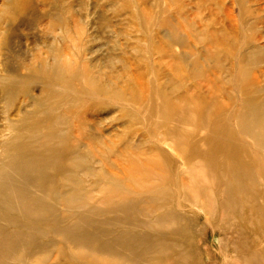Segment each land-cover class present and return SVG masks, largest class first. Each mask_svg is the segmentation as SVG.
Segmentation results:
<instances>
[{"label":"rangeland","instance_id":"rangeland-1","mask_svg":"<svg viewBox=\"0 0 264 264\" xmlns=\"http://www.w3.org/2000/svg\"><path fill=\"white\" fill-rule=\"evenodd\" d=\"M29 7L16 12L18 36L9 67L30 74L43 62L46 43L61 44L59 63L63 70L71 63L73 89L62 88L68 75L52 79L56 88L45 104L57 109L63 124L49 131L51 121L43 114L45 121L24 137L27 149L40 150L53 162L46 165L44 156V163L27 172L16 169L13 176L25 196L43 202L38 224L45 228L23 217L0 219L2 238L35 239L29 243L34 247L14 249L16 255L1 252V263L253 264L248 253L264 247V149L239 134L235 116L244 85L251 92L264 89V0H31ZM35 81L29 82V95L41 97L50 81ZM177 88L194 98L178 101ZM22 92L11 112L32 109V98ZM3 109L0 99V166L12 154L1 151L4 141L18 136L21 144L24 134L5 129ZM217 142L224 148L214 150ZM232 142L241 147L234 156L251 161L263 184L255 203L240 196L235 206L223 205L220 166L233 156L225 149ZM194 148L214 153L198 159ZM72 151L78 161L67 159ZM20 152L23 158L25 151ZM257 205L261 212L254 210ZM48 221L54 233L69 231L66 238L76 234L75 239L55 235Z\"/></svg>","mask_w":264,"mask_h":264},{"label":"bare ground","instance_id":"bare-ground-1","mask_svg":"<svg viewBox=\"0 0 264 264\" xmlns=\"http://www.w3.org/2000/svg\"><path fill=\"white\" fill-rule=\"evenodd\" d=\"M196 1V0H195ZM1 3V2H0ZM30 3L31 0H3L1 7H0V52H1V56H2V60H0V66L3 67L2 72H0V99L2 101V103L4 104V109L2 110L5 116V120H6V130L10 131H21L24 134H22L23 136V143L21 144H17L16 142L19 140V137H9L7 138L3 145L1 146L2 148V152L3 154H5V152L7 153H11V158H9V160H6V163L3 166H0V219H4L3 217L7 218L9 216L11 217H16L17 219H19L18 217H23L25 220L32 221V223L37 222L35 224L36 228L39 226L40 228L44 227L45 228V223L43 224V226H41L42 224H38L40 223V219L41 216H39L38 214L41 215V213H39L41 210L44 212V207L41 208V204H43V202L39 201V199L34 200V199H30L28 196H25L26 194H24L27 191H24L25 189L23 187L20 186V181L16 180L15 177L17 174L16 169H20L22 170V172L29 167H32L35 165H37L36 163H40L42 161V163H44L43 158L44 156L46 157V155H44V153L40 150H32V149H27L26 148V144H25V134L31 133L34 129H35V125L37 123H42L43 121H45L43 118V114H46L47 118L50 119L51 124H49V127L46 128L49 131L54 130V127L59 124L62 125L63 123V117L59 116L57 114V109L55 107H53L52 105L49 104H45V99L44 98H48V95L52 92L53 90L56 88L54 85V83L51 81L52 79H59L60 76H62L63 74L68 75V79L63 83L62 88L63 89H73V85H71L72 82V77H74L73 74V69L71 66V63L68 61L65 66L66 69L63 70L62 69V64L59 63V57H60V53L62 52L61 50V44L60 46H56L53 47L51 46L52 43H46L45 48L46 51L45 56L43 57V62L35 69L32 70L27 74H21V73H16L15 71L11 70V68L9 67L10 64V58H9V53L12 50V43L14 38L16 39V32L18 28H14L13 24L16 21V12H20V11H27L30 7ZM114 3V2H113ZM94 5V4H93ZM40 7V6H39ZM74 10V9H73ZM162 25V24H161ZM23 27V26H22ZM178 31V30H177ZM169 33V32H168ZM206 33V32H205ZM215 33V32H214ZM165 34V33H164ZM15 36V37H14ZM175 37V36H174ZM176 38V37H175ZM56 50V51H55ZM33 51V50H32ZM61 51V52H60ZM3 52V53H2ZM55 55V56H53ZM68 59V58H67ZM186 58L184 57L183 60H185ZM58 60V61H57ZM186 61V60H185ZM176 62V61H175ZM245 59H242L240 61V63H244ZM204 63V61H203ZM172 65V62H171ZM228 74V72H223L222 74ZM227 77L223 76L221 79V84L224 86V84H226L227 82ZM37 78H44L45 80L50 81L47 84H44L43 89L45 90V92H43V96H30V87L29 82H36L35 79ZM243 78V77H242ZM87 79V78H86ZM90 80V79H89ZM92 83L94 82V80H91ZM244 82V79L242 80ZM101 82V81H100ZM212 83L216 84L215 81H211ZM204 83V82H203ZM194 88V87H192ZM188 90V89H187ZM192 89H189V92ZM223 95L225 100L227 101L229 99V94L227 93V91L225 89H223ZM23 91L22 93L26 96V97H31L32 98V109L31 110H26V109H21V110H16L17 112H11L12 110H10V108L13 105V100L15 99V97H17L18 92ZM178 88L174 90V93H177V96L175 97V99H177L178 101H185L187 99H193V95H189V93H178ZM50 94V95H51ZM134 95V94H132ZM241 98L240 101L238 103L237 106V110H236V116H235V122H236V129L238 128L239 134L247 137L249 139H252L254 145L256 146L255 148H259L261 150L264 149V89H257L255 91H249L245 85L243 86L242 89V93H241ZM43 97V98H42ZM59 100V99H58ZM47 102V101H46ZM31 107V106H30ZM46 110V111H45ZM234 110V109H232ZM231 110V112H232ZM44 111V112H43ZM230 112V111H229ZM235 112V111H234ZM15 113V114H14ZM65 114V113H64ZM63 114V115H64ZM51 116L50 117H48ZM62 115V114H61ZM230 116V115H229ZM56 118V119H54ZM231 118V117H230ZM52 119H54L55 121L52 122ZM228 120V119H227ZM214 121V120H213ZM33 122L34 124L32 125ZM228 122V121H227ZM229 122L231 123L232 121L229 120ZM213 123V122H212ZM192 124V123H191ZM227 124V123H226ZM189 126V125H187ZM226 126L223 125V129H225ZM217 129V128H216ZM218 129H220V127H218ZM78 132V131H77ZM214 132V131H212ZM181 134V133H180ZM215 134V133H214ZM103 135V134H102ZM47 136V135H46ZM25 137V138H24ZM97 138V137H96ZM41 139V138H40ZM74 140V139H73ZM187 140V139H186ZM47 141V140H44ZM42 141V142H44ZM50 141V140H49ZM210 141V137L206 136L204 138V142H209ZM214 141V140H213ZM218 141V140H217ZM51 142V141H50ZM49 142V143H50ZM39 143V141H38ZM48 143V141H47ZM214 143V142H213ZM244 143V142H243ZM45 144V143H43ZM103 144V143H102ZM179 144V143H178ZM184 144V143H183ZM219 144L221 143H215L213 144V149L217 150V149H222L224 148V146H219ZM21 145V146H20ZM28 145V144H27ZM56 146V145H54ZM53 146V147H54ZM106 146V145H105ZM42 147V146H40ZM84 147V146H83ZM89 147V146H88ZM91 147V146H90ZM43 148V147H42ZM41 148V149H42ZM57 149L59 148L56 147ZM78 148V147H77ZM76 148V149H77ZM241 147L236 143V142H232L229 144V146L225 147L226 150L230 151L232 153L233 156H228L227 159L225 161L222 162L221 166H220V177L223 181L222 183V196H223V205L226 206V204L229 203H233L234 206L236 205V203L239 200V197H246L250 200V204L255 203L256 200L258 199V196L260 195L261 192V188L263 187V184H261V180L259 179V177H257V175L254 173V171L252 170L251 166V161L245 162L242 161V159H238L237 157H235L234 155H236L237 152H240L239 150ZM20 150H24L25 152H23L25 154V156L23 158H20ZM61 150V147H60ZM65 150V149H64ZM87 150V149H86ZM193 151H191V154H194L195 157H197L198 159H207L210 157V155H212V153H214V150H201L199 148H194L192 149ZM255 150V149H254ZM258 150V149H257ZM50 151V150H49ZM1 152V153H2ZM53 152V151H52ZM52 152L50 151V155L52 154ZM57 152V151H55ZM53 153L54 155L56 153ZM257 152V151H256ZM258 152H260L258 150ZM257 152V153H258ZM262 152V151H261ZM6 153V154H7ZM19 153V154H18ZM48 153V152H47ZM43 156H42V155ZM58 154V153H57ZM254 154V153H253ZM263 154V152H262ZM61 155V154H59ZM256 155V154H255ZM254 155V156H255ZM260 155V154H259ZM89 156V155H88ZM264 156V155H263ZM7 157V156H5ZM42 157V158H41ZM54 157V156H53ZM156 157V156H154ZM259 157V156H258ZM52 157H49L45 159L46 161V165L47 163H52L53 160H51ZM55 158V157H54ZM59 159H56V163L60 162L62 159V156L58 157ZM157 158V157H156ZM247 158V157H246ZM257 158V157H256ZM261 158V157H259ZM68 160H70L71 162L75 159L78 161V159H80V157L77 155V153L74 156V152L72 151L69 155H68ZM152 159V158H151ZM155 159V158H154ZM1 160H4V157H0V162ZM45 164H43V168L48 169V166H46ZM260 165V163H258ZM196 165V164H195ZM200 165V164H199ZM256 165V164H255ZM42 166V165H41ZM46 166V167H45ZM51 166V165H50ZM207 166V165H206ZM263 166V165H262ZM38 167V166H36ZM201 167V166H200ZM253 167V166H252ZM257 167V166H256ZM261 167V166H260ZM33 168V167H32ZM31 168V169H32ZM35 169V168H34ZM186 169V168H185ZM9 170H13L12 173L9 172ZM38 170V168H37ZM33 171V170H32ZM36 171V170H35ZM189 171V168H188ZM20 172V171H19ZM25 172H27L25 170ZM24 172V173H25ZM40 172V171H39ZM259 172V171H258ZM30 173V172H29ZM43 174V171L41 172ZM257 173V172H256ZM28 174V173H27ZM40 174V173H39ZM47 174V173H46ZM20 175V174H18ZM45 175V174H44ZM32 176V175H30ZM19 179L21 176H18ZM26 177V176H25ZM31 178V177H30ZM29 178V180H30ZM16 181H15V180ZM33 179V178H32ZM37 179V178H36ZM49 179V178H48ZM182 180V179H181ZM14 181V182H13ZM19 181V182H18ZM28 181V180H27ZM38 181V180H37ZM36 181V182H37ZM201 181V180H200ZM264 181V180H262ZM29 182V181H28ZM27 182V183H28ZM46 182V181H45ZM183 182V181H182ZM26 183V184H27ZM33 182H31L32 184ZM39 183V181H38ZM184 184V183H183ZM33 185V184H32ZM36 185V184H35ZM52 185V184H51ZM27 186V185H26ZM25 187V186H24ZM34 187V185H33ZM184 187V185H183ZM29 188V187H28ZM35 188V187H34ZM30 189V188H29ZM38 189V188H36ZM42 188H39V190ZM203 189V188H202ZM35 190V189H34ZM38 190V191H39ZM44 190V189H43ZM49 190V189H48ZM183 190V189H182ZM31 192V190H28ZM36 194V191L34 192L36 195H39L42 190H40L39 194ZM55 191V190H54ZM73 191V190H72ZM189 191V190H188ZM187 191V192H188ZM57 192V191H56ZM190 192V191H189ZM29 193V192H28ZM33 193V194H34ZM50 193V192H49ZM42 194V193H41ZM191 194V193H190ZM250 195V196H248ZM30 196V195H29ZM41 196V195H40ZM46 195H42L41 197L44 199ZM48 196V195H47ZM46 196V197H47ZM56 196V195H55ZM66 196V195H65ZM260 197V196H259ZM121 198V197H120ZM159 198V197H158ZM47 201V198H45ZM44 199V200H45ZM70 199V198H69ZM75 199V198H74ZM27 200V202L29 204H27L25 201ZM49 201V200H48ZM47 201V202H48ZM41 202V203H40ZM160 202V201H159ZM261 202V200H260ZM25 203V204H24ZM46 203V202H45ZM120 203V202H119ZM124 203V202H123ZM51 204V203H50ZM55 204V202H54ZM215 204V203H214ZM41 205V206H40ZM56 205V204H55ZM160 205V203H159ZM231 205V204H230ZM49 207V205H45V207ZM73 207V205H71ZM214 206V205H213ZM233 206V207H234ZM258 206V205H257ZM47 207V208H48ZM97 207V206H96ZM95 207V209H96ZM54 208V207H53ZM76 208V207H75ZM98 208V207H97ZM44 209V210H43ZM49 209V208H48ZM52 209V208H51ZM214 209V208H213ZM120 210V208H119ZM255 211H260L261 207H254ZM28 211V213H26ZM41 211V212H42ZM213 211V210H212ZM216 211V210H215ZM103 212V210H102ZM115 212H117L115 210ZM170 212V210H169ZM218 212V211H217ZM216 212V213H217ZM261 212V211H260ZM51 213V212H50ZM96 213L97 212L96 210ZM163 213V212H162ZM214 214V213H213ZM76 215V214H75ZM79 215V214H77ZM86 214H84L85 216ZM98 215V214H97ZM216 215V214H215ZM51 216V215H50ZM91 216V215H89ZM47 217V216H45ZM49 217V216H48ZM57 217V216H56ZM82 216L79 215L78 218ZM88 217V216H87ZM94 217V216H92ZM166 217V216H165ZM171 217V216H170ZM233 217V216H232ZM22 218V219H23ZM44 218V217H43ZM51 217H49L48 219H50ZM85 218V217H84ZM83 218V219H84ZM214 218V217H213ZM57 219V218H56ZM171 219V218H170ZM180 219V218H179ZM190 220V218H188ZM223 219V218H222ZM9 220V219H8ZM151 220V219H150ZM149 220V221H150ZM243 220V219H242ZM3 221V220H2ZM15 222V219L13 220ZM43 221V220H42ZM44 221H46V218H44ZM55 222V220H52ZM60 220H57L55 223H57ZM84 221H86V219H84ZM98 221V220H97ZM195 221V220H194ZM247 221V220H245ZM1 222V221H0ZM79 222V221H77ZM188 222V220H187ZM12 223V222H11ZM52 222L48 221L47 223V227L50 228L52 226L51 224ZM62 223V222H61ZM80 223H82L80 221ZM79 223V224H80ZM89 223H93V222H89ZM153 223V222H152ZM15 224V223H14ZM28 224V223H27ZM76 224V223H75ZM78 224V223H77ZM77 224L74 225V227H77ZM88 224V222H87ZM86 224V226H87ZM169 224V223H168ZM231 224V223H230ZM17 225V224H16ZM60 225V224H59ZM167 225V224H166ZM34 226V227H35ZM33 227V226H32ZM32 227H30L29 230L32 229ZM56 227V226H55ZM73 227V225H72ZM73 227V228H74ZM168 227V226H167ZM170 227V226H169ZM168 227V228H169ZM35 228V229H36ZM52 230L54 229L53 227H51ZM57 228L59 229V226H57ZM56 228V229H57ZM71 228V227H70ZM91 229V227H89ZM61 229V228H60ZM59 229V230H60ZM64 229V228H63ZM62 229V230H63ZM75 229V228H74ZM71 228V230H74ZM68 230H70L68 228ZM76 232L79 230L75 229ZM82 230V229H81ZM98 230V229H97ZM2 231V230H1ZM11 231V230H10ZM36 231L39 232V230L36 229ZM41 231V230H40ZM58 231V230H57ZM61 231V230H60ZM67 231V230H66ZM88 231V230H87ZM99 231V230H98ZM106 231V230H105ZM168 231V230H167ZM9 232V231H8ZM15 231H12V237H14V233ZM18 233V231H16ZM20 232V231H19ZM54 233V230L52 231ZM74 232V231H73ZM74 232V233H76ZM170 232V231H169ZM175 232H178L175 231ZM1 233V232H0ZM4 233V231H3ZM10 233V232H9ZM8 233V234H9ZM16 233V234H17ZM43 233V232H41ZM46 232H44L43 235H45ZM64 233V231H63ZM66 233H68L67 236H69V231H67ZM71 233V232H70ZM91 233V232H90ZM174 233V232H173ZM2 234V233H1ZM21 234V233H20ZM36 234V233H35ZM47 234V233H46ZM55 235L58 234H62V233H54ZM81 236L83 237L84 235H82V233H80ZM156 234H159V232ZM6 235V233H5ZM64 235L63 238H66V234H62ZM73 235L70 234V236ZM76 235V234H74ZM74 235L71 236L72 238H74ZM90 235V234H88ZM88 235H85V239L88 238ZM164 235V234H163ZM11 236V235H8ZM7 236V237H8ZM23 235H15L14 238L10 239L6 238V236L4 238H2L0 236V253L2 252H6L7 250H10L8 253L9 255H13L15 253L14 249H18L19 248H27V246L29 245V247L35 245L31 243L30 246V240H35L33 239V237H22ZM42 236V235H41ZM81 236L80 240H81ZM94 236V235H92ZM96 236L98 237V232L96 233ZM35 237V236H34ZM70 237V238H71ZM76 237V236H75ZM77 237L76 240L79 238ZM30 238V239H29ZM32 238V239H31ZM36 238V237H35ZM70 238H66L69 239ZM93 238V237H92ZM148 238V237H146ZM75 239V238H74ZM84 239V240H85ZM79 239L77 240L79 242V244L83 245V242L80 241ZM83 240V241H84ZM148 240V239H147ZM87 241V240H85ZM94 241V239L92 240ZM81 242V243H80ZM165 242V241H164ZM163 242V243H164ZM35 243V242H34ZM66 243V242H65ZM69 243V242H67ZM88 243V242H87ZM119 243V242H118ZM46 244V243H44ZM90 244V243H89ZM162 244V243H161ZM166 244V242H165ZM168 244V243H167ZM166 244V245H167ZM21 245V247H20ZM37 245V244H36ZM71 245H74L71 243ZM77 245V244H76ZM86 245V244H85ZM152 245V244H151ZM169 245V244H168ZM43 246V245H42ZM46 246V245H45ZM92 246V244H91ZM34 247V246H33ZM125 247V246H124ZM127 247V246H126ZM130 247V246H129ZM157 247V246H156ZM8 248V249H6ZM128 248V247H127ZM154 248V247H153ZM159 248V247H157ZM5 251H4V250ZM32 249V248H30ZM90 249V247H89ZM96 249V248H95ZM94 249V251H95ZM148 249V247H147ZM3 250V251H2ZM34 250V249H33ZM83 250V249H82ZM138 250V248H137ZM19 251V249H18ZM24 251V250H23ZM22 251V252H23ZM30 251V250H27ZM37 250H34V252ZM47 251V250H46ZM6 252V253H7ZM82 252V251H81ZM88 252V251H87ZM127 252V251H126ZM1 253V254H2ZM3 253V255H5ZM26 253V252H25ZM36 253V252H35ZM83 253V252H82ZM135 253V252H132ZM162 253V252H161ZM23 254V253H21ZM27 254V253H26ZM25 254V255H26ZM30 254V253H28ZM39 254V253H37ZM36 254V255H37ZM129 254V252H128ZM7 255V254H6ZM8 255V256H9ZM16 255V254H14ZM30 255H34V253L30 254ZM34 255V256H36ZM81 255V254H80ZM95 255V254H94ZM183 255V254H182ZM76 256V255H75ZM88 256V255H87ZM98 256V255H96ZM177 256V255H176ZM24 256H22V259H19L24 261L23 259ZM29 257L28 255L26 256V258ZM142 257V256H141ZM3 258V257H2ZM8 260H10L8 257H6ZM25 258V257H24ZM108 258V257H107ZM4 259V258H3ZM6 259V260H7ZM180 259V258H179ZM248 262L249 263H253V264H264V247L261 250L258 251H254L253 253H248ZM1 260V259H0ZM17 260V258H16ZM2 261V260H1ZM0 264L4 263L2 262ZM20 262V261H19ZM8 262H6L7 264ZM139 263V262H138ZM105 264V261H104Z\"/></svg>","mask_w":264,"mask_h":264}]
</instances>
